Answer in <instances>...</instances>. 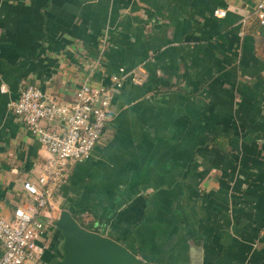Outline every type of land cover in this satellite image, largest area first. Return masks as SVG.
Here are the masks:
<instances>
[{
  "label": "crops",
  "instance_id": "0c3cea01",
  "mask_svg": "<svg viewBox=\"0 0 264 264\" xmlns=\"http://www.w3.org/2000/svg\"><path fill=\"white\" fill-rule=\"evenodd\" d=\"M258 1L0 0L1 216L29 201L24 181L48 158L10 108L23 81L69 101L93 68V84L120 67L140 78L124 81L92 156L58 186L37 264L63 255L64 209L146 264H192V246L201 264H264Z\"/></svg>",
  "mask_w": 264,
  "mask_h": 264
},
{
  "label": "built area",
  "instance_id": "2783aa9c",
  "mask_svg": "<svg viewBox=\"0 0 264 264\" xmlns=\"http://www.w3.org/2000/svg\"><path fill=\"white\" fill-rule=\"evenodd\" d=\"M217 9L215 15H225ZM250 18L264 27V0L252 9ZM101 63L98 58L97 65ZM97 67V66H96ZM94 68L76 89L69 101L23 81L17 99L10 103L14 114L45 149L47 162L40 173L24 181L29 201L18 206L12 219L0 215V264H37L41 261L58 186L67 180L71 165L92 156L112 119L111 103L126 79L139 82L136 70L120 67L110 84H93ZM50 121L58 125L51 126Z\"/></svg>",
  "mask_w": 264,
  "mask_h": 264
},
{
  "label": "water",
  "instance_id": "95a60500",
  "mask_svg": "<svg viewBox=\"0 0 264 264\" xmlns=\"http://www.w3.org/2000/svg\"><path fill=\"white\" fill-rule=\"evenodd\" d=\"M63 235L61 258L51 264H137L142 262L114 238L83 227L72 213L62 210L55 223ZM192 264L202 263V249L192 246Z\"/></svg>",
  "mask_w": 264,
  "mask_h": 264
},
{
  "label": "trees",
  "instance_id": "16d2710c",
  "mask_svg": "<svg viewBox=\"0 0 264 264\" xmlns=\"http://www.w3.org/2000/svg\"><path fill=\"white\" fill-rule=\"evenodd\" d=\"M261 27H263V26H261ZM73 216L75 217L74 214H73ZM0 248H1V246H0ZM1 254H2V251H0V256H1ZM137 264H146V263H144V262L142 261V262H139V263H137Z\"/></svg>",
  "mask_w": 264,
  "mask_h": 264
}]
</instances>
